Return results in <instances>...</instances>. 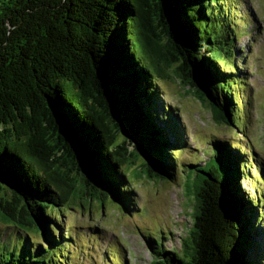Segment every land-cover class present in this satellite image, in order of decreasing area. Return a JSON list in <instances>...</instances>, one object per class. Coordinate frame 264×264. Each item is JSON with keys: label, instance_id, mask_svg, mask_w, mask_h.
<instances>
[{"label": "trees", "instance_id": "1", "mask_svg": "<svg viewBox=\"0 0 264 264\" xmlns=\"http://www.w3.org/2000/svg\"><path fill=\"white\" fill-rule=\"evenodd\" d=\"M227 1L0 0V221L20 231L0 264H61L73 240L57 213L71 199L108 196L129 215L128 170L175 183L196 167L191 226L178 248L150 241L153 264H260L246 154L218 141L203 165L178 168L184 128L156 82L172 75L215 122L240 118L233 86L245 73L221 63L236 40L224 7L238 0Z\"/></svg>", "mask_w": 264, "mask_h": 264}, {"label": "rangeland", "instance_id": "2", "mask_svg": "<svg viewBox=\"0 0 264 264\" xmlns=\"http://www.w3.org/2000/svg\"><path fill=\"white\" fill-rule=\"evenodd\" d=\"M235 5L237 8L224 7L236 39L231 47L234 55L221 61L225 67L237 61L245 73L238 76L233 86V97L239 106L235 107L234 118L237 110L240 117L233 125L215 122L209 109L172 75L165 79L156 76V82L165 104L176 111L184 128L187 145L177 154L178 168L195 165V158L198 165H203L215 153L213 144L218 141L245 153L250 178L243 180L241 186L252 197L255 188L264 230V0H238ZM199 169L189 168L178 175L175 183L137 177L136 171L128 170L136 203L129 215L122 213L108 196L68 201L57 213L62 230L67 231L62 237L71 236L73 240L62 245L67 256H60L61 264H65V259L69 264H153L150 241L152 247L162 242L167 249L180 247L191 226L193 206L186 184L194 181L198 173L195 170ZM14 234L20 231L0 221V246L9 242L11 247ZM22 234L34 241L39 239L32 231ZM262 252L260 264H264V248Z\"/></svg>", "mask_w": 264, "mask_h": 264}]
</instances>
